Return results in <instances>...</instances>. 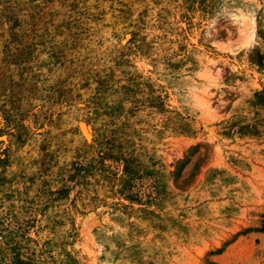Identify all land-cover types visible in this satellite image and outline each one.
<instances>
[{"label": "rangeland", "instance_id": "1", "mask_svg": "<svg viewBox=\"0 0 264 264\" xmlns=\"http://www.w3.org/2000/svg\"><path fill=\"white\" fill-rule=\"evenodd\" d=\"M0 264H264V0H0Z\"/></svg>", "mask_w": 264, "mask_h": 264}, {"label": "bare ground", "instance_id": "2", "mask_svg": "<svg viewBox=\"0 0 264 264\" xmlns=\"http://www.w3.org/2000/svg\"><path fill=\"white\" fill-rule=\"evenodd\" d=\"M241 19H242V16H241ZM79 127H80L81 133L83 134L84 138L89 140L91 138V134H90V130H89V127L87 126V124L84 122H81Z\"/></svg>", "mask_w": 264, "mask_h": 264}]
</instances>
